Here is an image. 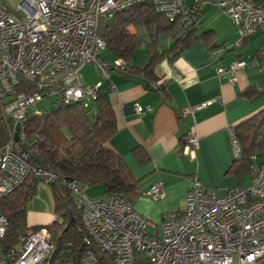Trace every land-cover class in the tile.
Instances as JSON below:
<instances>
[{"label": "built area", "instance_id": "built-area-1", "mask_svg": "<svg viewBox=\"0 0 264 264\" xmlns=\"http://www.w3.org/2000/svg\"><path fill=\"white\" fill-rule=\"evenodd\" d=\"M195 1L196 6L203 3ZM146 3L171 22L187 21L197 13L185 0H21L17 9L0 0V102L4 114L20 126L19 141L26 137L22 124L31 112L41 114L39 103L61 96L67 104L84 102L87 108L113 72L128 71L124 59L102 58L106 43L98 35L99 22ZM219 6L240 30L238 45L264 31V8L254 0H224ZM89 65L103 80L93 87H85L81 80V71ZM243 66L234 63L218 73L234 75ZM23 83L32 88L21 91ZM203 107L187 108L183 117L193 116ZM134 108L138 115L145 114L141 105ZM228 131L234 158L239 161L243 152L235 129ZM15 135L16 130L0 149V200L20 187L32 171L31 154ZM199 144L194 129L185 139L184 153L196 158ZM252 161L250 187L224 196L193 177L186 209L167 213L161 232L126 198L114 194L90 197L87 186L66 182L85 231L79 264L264 263V167L256 165V156ZM34 173L48 185L57 181L47 170L37 168ZM146 195L155 201L167 197L162 183L152 186ZM8 228V219L0 215V264H62L54 259L56 247L47 227L21 236L19 248L11 250L2 245ZM149 228L156 231L151 234Z\"/></svg>", "mask_w": 264, "mask_h": 264}, {"label": "crops", "instance_id": "crops-1", "mask_svg": "<svg viewBox=\"0 0 264 264\" xmlns=\"http://www.w3.org/2000/svg\"><path fill=\"white\" fill-rule=\"evenodd\" d=\"M202 1L196 6L195 0H185L199 16L195 39L188 48L174 55L170 50L177 40L163 32L157 39V51H150L146 29L130 26L129 33L139 35L142 45L127 62V72H113L103 83L102 95L117 121L109 146L123 158L138 183L141 195L132 204L134 209L157 226L167 213L186 209L193 177L219 196L248 188L253 181L250 170L234 166L228 130L264 110V31L238 45L240 30L219 6L224 0ZM254 1L264 8V0ZM103 53L105 60L117 59L107 50ZM234 63L244 66L234 75L218 73ZM89 67L92 71L86 72ZM150 67L151 75L147 74ZM81 80L85 87L103 82L92 65L81 71ZM250 90L253 93L247 96ZM135 104L141 105L144 115L136 113ZM198 106L204 107L183 117V110ZM194 129L200 144L192 159L184 147ZM138 153L148 161L141 162ZM254 156L256 165L264 167V152ZM158 183L164 185L167 197L155 201L146 193ZM89 190L95 191L93 197L105 195L101 187ZM54 207L51 187L41 183L29 202L27 225L51 226L56 219Z\"/></svg>", "mask_w": 264, "mask_h": 264}, {"label": "trees", "instance_id": "trees-1", "mask_svg": "<svg viewBox=\"0 0 264 264\" xmlns=\"http://www.w3.org/2000/svg\"><path fill=\"white\" fill-rule=\"evenodd\" d=\"M198 23V13L190 15L187 21L170 22L146 3L117 13L113 18L100 20L98 35L113 57L129 62L143 41L139 35L132 36L128 27L145 28L150 37V51L154 52L157 51L158 36L163 32L169 33L177 40L170 50L175 55L192 44ZM152 67L147 74L153 73ZM22 88L21 91H26L32 87L23 83ZM102 91L87 108L84 102L67 104L57 96L49 108L38 107L41 114L35 115L32 111L27 122L22 124L26 137L19 142L31 154L32 171L20 187L0 200V215L9 221L8 232L2 241L5 249L19 248L21 236L42 228L27 225L29 202L37 196L38 186L45 183L36 176L34 169L41 168L57 176V181L49 184L55 201L56 219L47 229L56 247L54 259L62 264H79L85 250V231L66 182L87 186L86 189L101 187L105 195H120L132 204L141 195L138 183L123 158L109 146L110 139L117 132V121ZM252 93L250 90L245 94L251 96ZM2 106L0 102V149L7 145L18 126L4 114ZM235 134L243 159L235 160L234 166L246 168L251 173L252 157L264 152V110L239 124ZM139 158L141 162L148 161L145 155Z\"/></svg>", "mask_w": 264, "mask_h": 264}, {"label": "rangeland", "instance_id": "rangeland-1", "mask_svg": "<svg viewBox=\"0 0 264 264\" xmlns=\"http://www.w3.org/2000/svg\"><path fill=\"white\" fill-rule=\"evenodd\" d=\"M4 1L7 3V5H8L9 7L13 8V9H17L19 3L21 2V0H4ZM102 57L108 59L106 53H103V54H102ZM89 66H91V65H89ZM88 71L91 72V71H92V68L89 67V70H87L86 72H88ZM83 73H84V72H83ZM52 100H53V98L51 97L49 100H45V101L39 103V104H38V107L46 106V107L49 108L50 105H51ZM92 188H96V187H90V188L87 189V190H88V196H90V197L95 196V195L92 193V192H95V191H92V192H91V190H89V189H92ZM161 223H162V221H161ZM161 223H159V232H161V226H160ZM155 231H156V230L153 229V228H149V229H148V232L151 233V234H153ZM59 234H61V233H59Z\"/></svg>", "mask_w": 264, "mask_h": 264}, {"label": "water", "instance_id": "water-1", "mask_svg": "<svg viewBox=\"0 0 264 264\" xmlns=\"http://www.w3.org/2000/svg\"><path fill=\"white\" fill-rule=\"evenodd\" d=\"M19 132H20V126L17 127L16 129V135H15V140L19 141Z\"/></svg>", "mask_w": 264, "mask_h": 264}]
</instances>
